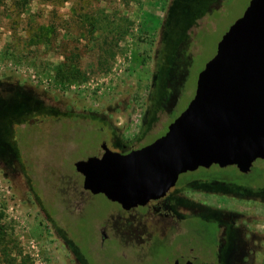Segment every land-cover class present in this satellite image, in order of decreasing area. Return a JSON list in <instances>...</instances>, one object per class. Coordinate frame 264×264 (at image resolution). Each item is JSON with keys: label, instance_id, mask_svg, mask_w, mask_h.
I'll use <instances>...</instances> for the list:
<instances>
[{"label": "rangeland", "instance_id": "rangeland-1", "mask_svg": "<svg viewBox=\"0 0 264 264\" xmlns=\"http://www.w3.org/2000/svg\"><path fill=\"white\" fill-rule=\"evenodd\" d=\"M250 1L0 0V264H163L174 256L158 237L135 249L114 237L101 245L111 202L86 193L71 212L65 188L81 186L74 164L103 141L120 152L167 132ZM252 168L246 177L217 165L180 177L194 180L191 204L205 213L220 208L229 221L253 212L234 234L251 244L243 264H264V160ZM218 177L227 186L211 185ZM201 231L189 224L203 255Z\"/></svg>", "mask_w": 264, "mask_h": 264}, {"label": "water", "instance_id": "water-1", "mask_svg": "<svg viewBox=\"0 0 264 264\" xmlns=\"http://www.w3.org/2000/svg\"><path fill=\"white\" fill-rule=\"evenodd\" d=\"M101 148L75 170L83 189L124 208L163 197L183 173L217 165L247 174L264 160V0H251L224 34L163 136L127 153Z\"/></svg>", "mask_w": 264, "mask_h": 264}, {"label": "flooded vegetation", "instance_id": "flooded-vegetation-1", "mask_svg": "<svg viewBox=\"0 0 264 264\" xmlns=\"http://www.w3.org/2000/svg\"><path fill=\"white\" fill-rule=\"evenodd\" d=\"M183 81V76H179L175 83L177 86H182ZM133 149L136 148L127 149L124 145L120 152L127 153ZM102 153V150L99 151L97 156ZM199 169L192 172H198ZM187 173L189 172L183 174L186 175ZM180 176L175 186L163 197L150 200L144 205L124 208L120 203L106 198L113 207L108 212L107 218L100 223L101 245L110 237H114L122 248L135 249L138 243L158 237L162 244H165L174 252V256L165 258L163 264H243L245 255L243 250L250 249L251 244L247 242L245 235L239 237L234 232L239 228L240 223L245 220V217L251 216L253 212L238 213L236 217H230L229 221H225L221 217L223 210L220 208L216 210V213L212 214L210 211L205 213L202 207L191 204L193 198L189 193L195 185L194 180L187 177L181 178ZM77 183V181L69 182L67 188H65L66 193L73 192L69 195L70 200H68L69 207L72 209L71 212H73V209H75L74 211L80 209L84 201L83 194L88 193V198L92 196L89 191L83 189V177L81 186ZM210 183L222 187L227 186L226 181L220 177H218V181H211ZM239 184L238 186L242 190H248L251 186L249 183ZM211 196L220 200L224 199L222 195L214 194ZM205 197H209V195H205ZM192 223L202 226L203 231H201L198 241H200L201 249L204 251L203 255L195 252V248L192 246L193 238L189 240V224ZM126 235L129 236L128 239H125ZM209 236L212 238V244L207 241ZM66 241L65 239L64 243L67 245Z\"/></svg>", "mask_w": 264, "mask_h": 264}, {"label": "trees", "instance_id": "trees-1", "mask_svg": "<svg viewBox=\"0 0 264 264\" xmlns=\"http://www.w3.org/2000/svg\"><path fill=\"white\" fill-rule=\"evenodd\" d=\"M235 168H236V167H235ZM202 169H206V168H202ZM236 169H237V168H236ZM238 172H239V170H238ZM240 174H241V173H240ZM241 176H244V177H246V176H245V174H243V175L241 174ZM81 177H82V176H81ZM234 180H237V178H236V179H234ZM79 186H80V185H79Z\"/></svg>", "mask_w": 264, "mask_h": 264}]
</instances>
